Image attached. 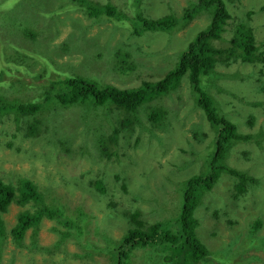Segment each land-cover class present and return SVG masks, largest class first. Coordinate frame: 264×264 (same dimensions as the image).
I'll return each instance as SVG.
<instances>
[{"label":"rangeland","instance_id":"374dc122","mask_svg":"<svg viewBox=\"0 0 264 264\" xmlns=\"http://www.w3.org/2000/svg\"><path fill=\"white\" fill-rule=\"evenodd\" d=\"M22 1L28 11H24L18 20V28L0 23L1 55L4 53V60L0 61V96L21 102L37 100L47 91L55 92L66 74L85 75L101 86L112 85L120 89L133 88L143 80H159L177 66L189 42L206 23V14H201L187 27L184 24L169 33L146 32L138 39L130 33L128 23L90 17L74 0H50L49 11H58L61 19L60 30L57 32L56 23L52 24V35L45 37L41 46L50 48V40L60 46L61 51L55 54L44 49L46 56L53 58L52 67L48 69L45 61L38 59L37 65L32 66V73L21 80L17 79L12 63L17 48L13 43L42 56L39 37L44 34L35 38L31 31H38L49 19L44 9L35 7L29 0H0V10H10L12 4L17 7ZM89 1L99 5L111 3L130 17L135 12L152 17L168 14L179 17L195 0ZM223 1L232 18L223 39L215 45L227 47L237 29L250 28L262 61L217 63L212 77L206 79V90L216 101L219 112L237 123L240 133L252 134L250 141L233 145L226 163L257 178L259 199L264 207V0ZM34 14L45 19L33 21L31 15ZM32 40L35 45L30 48ZM127 52L130 60L125 56ZM131 60L137 64L135 69ZM148 104L141 106L135 115V126L148 135L151 133L150 137L155 139L151 143L143 142L150 144V154L143 162L139 161L138 168L132 169L128 189L131 187L139 192V188L145 186L143 195L157 199L151 203L131 201V196L122 188L123 182L126 183L125 176H116L118 169H125L119 166L121 159H130L135 153H141L136 148L132 150L137 143V131L131 133L130 141L121 138L117 144L108 141L107 153L112 155L100 156L105 141L102 139H108L124 118L123 111L116 106L80 104L64 107L54 102L36 115L21 116L10 112L0 116V179L13 184L20 177L32 179L46 195L49 205L60 207L70 221L82 225L79 232L58 223L57 219L44 217L38 231L37 247L33 246L31 230L25 236L24 246L17 247L10 231L20 212L33 207L31 203L24 207L12 204L2 216L8 232L2 250V264H111L108 248L119 241L129 227L123 212L141 209V219L147 223L178 218L184 194V183L181 182L206 170V158L212 151L215 133L202 109L193 108L195 95L187 76L162 100L163 119L159 117L151 122L150 116L157 108L155 104H151L153 108ZM251 116L255 118L254 124L249 122ZM38 125L40 138L30 133L38 131L35 128ZM127 145L130 148H125ZM150 162L159 170L145 176ZM89 170L92 172L88 177L78 179ZM99 177L106 180V192H100L89 182ZM235 180L230 174H222L214 191L212 189L201 196L196 209V217L201 223L199 235L204 241H210L216 250L220 245L230 250V237L241 241L238 239L240 231L234 229L246 227L244 231L248 234V221L257 219L254 216L248 218L250 207L243 203L249 199L250 193L243 200H226L232 193ZM116 211L121 215H116ZM215 211H218L217 215ZM150 249L134 251L133 264H163L159 256L163 254ZM251 256L256 258L248 263L246 257ZM236 259L241 264H264V250L251 249L245 253L244 260Z\"/></svg>","mask_w":264,"mask_h":264},{"label":"trees","instance_id":"16d2710c","mask_svg":"<svg viewBox=\"0 0 264 264\" xmlns=\"http://www.w3.org/2000/svg\"><path fill=\"white\" fill-rule=\"evenodd\" d=\"M29 1L33 2L35 7L44 9L49 19L45 21L43 27L38 31H31V35L35 36V38H37L40 33L44 34V36L39 37V48L43 50L42 56L40 55L41 53L33 52V50H23L21 49L22 47L13 43L17 48L12 55V63L15 66V71H17V79L21 80L27 74L32 73V66L37 65L39 62L38 59L42 58L48 69L52 67L53 58L47 57L44 49H46L47 52H54L55 54L61 51L60 46L52 44L50 40V48H42L41 46L44 44L43 39L52 35L50 28L52 24L56 23L57 32L60 30L61 19L58 15V11H49L50 6H52L50 0ZM74 1H76L79 8L84 10L90 17L105 18L120 24L128 23L130 33H132L134 37H138V39L146 32L162 31L169 33L184 24H186L187 27L196 17L201 14H206L205 25L200 28L195 37L189 42L177 66L159 80H143L139 85L133 88L120 89L112 85L101 86L85 75L66 74L65 79L60 81L62 83L60 88H57L53 93L49 91L45 92L37 100L21 102L18 99L6 100L0 96V116L10 112H15L21 116L36 115L54 102L64 107L77 106L80 104H90L100 107L111 104L116 106L123 111L124 118L121 124L117 123L108 139H102L105 141L100 150V156H104V154L107 156L112 155L107 153L106 148L109 146L108 141H113L115 144L118 143L119 138L130 141L131 133L137 131V143L132 146V150L136 148V151L139 150L141 153H135L130 159H121L119 166H124L125 169H118L119 173L116 176L120 177L121 174L125 176L126 183L123 182L122 188L131 196V201L136 202L142 200L151 203L153 200L156 201L157 199L152 197L148 198L143 195L142 188H146L145 186H141L139 192L134 191L131 187L128 189V181L132 169L138 168L139 161L143 162L150 154V144H143V142L147 141L151 143L152 140L155 139L154 137H150L151 133L148 135L144 133L142 129L135 126L137 121L135 115L138 113L141 106L149 103V107H152L151 104H155L157 108L155 113L150 116L151 122L159 117L163 119L165 111L162 108V100L179 87V83L183 77H188L193 85L195 95V104L193 108L202 109L207 122L215 133L212 151H209L210 153L207 154L206 158V170L202 171L204 174L192 175L189 179L181 182V184L184 183L182 186L184 187V194L178 218L171 217L167 220L164 219L147 223L141 219V209H136L134 212H123L122 215L126 216L129 227L122 238L108 248L107 254L111 255V264H133L132 255L134 251L148 247H151L150 250L156 249L154 251H160L163 254V256L158 254L162 258L160 262L163 264H241L236 258H245V253L248 250H264V207L261 205L259 199L260 194L256 185L258 182L257 178L243 170L230 167L226 163L227 156L233 145L242 141H250L252 139V134L240 133L237 123L229 120L219 112L216 101L206 90L208 81H206V79L212 77L217 63L223 62L224 64H228L237 60L250 63L262 61V57H260V48L253 36V31L250 28L241 27V29H237L236 34L229 40V45L227 47H218L215 45V42L223 39L228 21L232 18L223 0H195L185 8L182 15H178L179 17L174 14H168L163 17H152L151 15H144L137 12L130 17L126 12H119L111 3L99 5L89 0ZM140 1L141 0H137L138 3ZM23 3V1L20 2L17 7L15 3L12 4L10 10H0V23L2 25L9 24L13 29L18 28V20L25 14L24 11H28L23 6ZM149 5H152V2H149ZM171 5L173 6V3H171ZM18 7L19 10H17ZM146 8L148 9L147 6ZM9 16L11 18H9ZM44 19L45 18L37 16L36 14L31 15V20L36 22H42ZM34 45L35 42L32 40L30 48ZM150 54L151 53H149V55ZM125 56L130 60L128 52ZM2 60H4V53L1 55L0 49V61ZM132 62L134 63L133 68L135 69L137 64L134 61ZM203 85H205V87ZM157 103L160 104V106H158ZM249 122L251 124L255 123L254 116L250 117ZM156 123L158 124V121L153 124L154 127ZM35 128H37L38 131L33 130L30 133L40 138L41 131L39 125L38 127L35 126ZM109 128L110 127H108L107 130H109ZM102 129L104 130V126ZM107 130H105V132H107ZM102 133V136H104L105 133ZM144 135L146 137H144ZM261 140L257 139V141ZM125 148H130V145L125 146ZM152 151H154V148ZM155 169L159 170L154 163L150 162L149 169L144 173L145 176H149ZM91 172L92 171L89 170L82 174L81 177H75L79 180H84V177H88ZM224 173L230 174L237 179L233 184L232 193L227 196L226 200L230 202L232 200L234 201V198L243 200V198H246V194L250 193V196H248L249 199H246L247 201L243 203H245L247 207H250L251 212L247 214L248 218L254 216L257 219L248 221L250 228L248 234L244 231L246 227L241 226L238 229H234L240 231L238 232V239H241V241L238 242L237 239H231L230 237L228 241L230 250H226L225 245H220L216 250V247H214L210 241H204L200 237L201 233L199 232V226H201V223L199 218L196 217V209L199 206L201 196L206 192H210L213 188L215 189L214 186L216 182ZM120 179H122V177ZM89 182L100 192H106V180L104 177H99ZM28 203H31L33 209L27 208L21 211L18 215L17 223L10 231L13 243L17 247L24 246L25 236L29 230L33 231L31 235L33 246L37 247L38 231L44 217L57 219L58 223L68 228H76L79 232L82 231V225L76 221H70L60 207L48 204L46 195L38 189L32 179L20 177L14 184L7 183L0 179V264H2V250L8 236L2 216L9 211L12 204H18L24 207ZM215 213L217 215L218 211H215ZM115 214L121 215L118 211H116ZM160 247H162V249ZM211 255H213V260L215 259L218 262L211 260ZM246 258H248L247 261L250 263V261L254 260L256 257L251 256ZM152 259L155 258L152 257Z\"/></svg>","mask_w":264,"mask_h":264},{"label":"clouds","instance_id":"9594fccd","mask_svg":"<svg viewBox=\"0 0 264 264\" xmlns=\"http://www.w3.org/2000/svg\"><path fill=\"white\" fill-rule=\"evenodd\" d=\"M186 77V76H185ZM184 78V77H183ZM189 80V79H188ZM182 81V80H181ZM190 82V81H189ZM191 83V82H190ZM181 82L179 83V86H180Z\"/></svg>","mask_w":264,"mask_h":264}]
</instances>
